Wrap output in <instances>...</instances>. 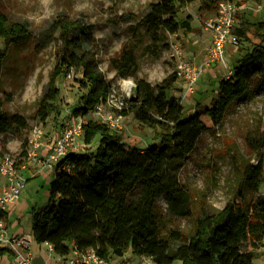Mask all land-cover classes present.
Instances as JSON below:
<instances>
[{
  "label": "trees",
  "instance_id": "1",
  "mask_svg": "<svg viewBox=\"0 0 264 264\" xmlns=\"http://www.w3.org/2000/svg\"><path fill=\"white\" fill-rule=\"evenodd\" d=\"M195 1L151 3L137 25L130 27L139 31L142 26L151 39L149 49L152 47L151 52L156 53L167 34L193 31L192 18L180 20L178 15L182 7ZM246 13L238 12L234 32L247 43V49L233 61L232 75L220 80L211 106L198 107L190 115L185 114L179 98L169 95L178 80L176 72L153 86L138 76L136 43L123 46L121 54L112 59V66L118 77L134 78L137 84L124 114H133L141 124L158 130V142L140 150L106 124L89 119L84 126V145L97 143V147L68 154L55 165L49 203L32 212L34 243L50 242L61 256L75 245L79 249L94 248L106 259L131 251L137 257L153 258L156 264H174L177 260L183 264H256L260 253L255 241L264 238V133L247 138L259 156L258 163L246 165L233 199L217 213L196 217L192 232L169 229L164 233V218L158 207L159 199L165 196L172 216L192 217L193 198L181 183L180 173L210 129L203 115L213 127H220L235 101L254 87H264V21H252ZM57 31H61L62 46L36 108L41 123H46L52 114L61 113L57 81L71 69L81 71L78 82L86 90L80 104L73 108L75 117L88 116L104 103L111 87L91 48L94 39L90 27L80 21L58 18L51 30L42 35V42H51ZM30 35L29 24L11 19L0 7V39L5 43V48H0V65L7 48L21 44ZM4 104L0 98V135L15 131L20 136L29 127L28 119L22 114L8 113ZM198 105L201 106L200 102ZM26 154L25 148L22 155ZM66 164L70 165L69 170L64 167ZM7 250L0 246V254Z\"/></svg>",
  "mask_w": 264,
  "mask_h": 264
},
{
  "label": "rangeland",
  "instance_id": "2",
  "mask_svg": "<svg viewBox=\"0 0 264 264\" xmlns=\"http://www.w3.org/2000/svg\"><path fill=\"white\" fill-rule=\"evenodd\" d=\"M157 1L159 0H0L1 9L11 19L29 24L31 32L28 40L7 48L0 65V98L5 102L4 109L11 114L24 115L29 122V127L20 136L15 131L0 135V155L11 153L20 162L24 158V145L27 146L26 141L36 126L44 129L42 141L49 146L63 122L75 117L73 108L80 104L81 97L86 92L78 82L82 77L81 71L76 70L72 77L68 76V72L57 81L61 91V113L52 114L46 123L39 122L36 117L38 102L50 82L62 46L61 31H57L47 44L41 38L51 30L58 18L80 21L90 27L94 39L91 48L99 60L101 71L111 85L117 86L121 83V78L112 66V59L118 57L123 46L128 43L137 45L138 76L146 78L153 86L177 72L184 61L203 62L212 45L211 33L205 24L215 11L209 1L197 0L182 7L178 18L183 20L190 16L193 31L167 34L166 40L158 45L157 52L152 53L153 48L148 47L151 39L145 34L144 28L141 26L139 31H134L130 26H136L140 18L148 12L150 4ZM234 1L242 4L240 15L247 12L252 21H264V1ZM259 4L262 7L256 9ZM244 5L249 9L243 7ZM238 22L239 19L236 25ZM76 34L79 35V32ZM241 43L228 45L225 56L227 67L222 63L206 67L193 93L185 96V82L180 79L176 81L169 95L180 99L186 115L194 113L198 107L203 109L211 106L212 99L217 96L220 80L226 78L228 71L232 70L234 56H239L247 49V43L243 40ZM0 48H5L1 39ZM199 102L201 106L198 105ZM203 120L209 124L210 129L203 135L180 173L181 183L193 198V215L191 218L172 216L168 211V201L162 196L158 207L164 218V233L169 229H179L188 234L193 231L196 217L207 213L214 214L223 209L233 199L242 183L246 165L258 163L259 156L250 147L247 138L260 137L264 133V87H254L244 98L235 101L220 127H213L206 115H203ZM157 131L141 124L131 114L119 134L123 140L144 150L158 142L155 138ZM96 147L97 143H94L89 147L84 146L82 151L94 150ZM34 244L35 249L40 246L39 251L44 255L47 264H66L57 254L49 258L43 243ZM127 255L128 260L134 263L135 255L132 252ZM10 258L9 251H5L0 254V264H11ZM255 263L263 264V261L259 257ZM174 264L183 263L177 260Z\"/></svg>",
  "mask_w": 264,
  "mask_h": 264
},
{
  "label": "built area",
  "instance_id": "3",
  "mask_svg": "<svg viewBox=\"0 0 264 264\" xmlns=\"http://www.w3.org/2000/svg\"><path fill=\"white\" fill-rule=\"evenodd\" d=\"M214 5V14L205 22L206 29L211 33L212 45L205 60L200 63L184 61L177 70L178 79L185 82V96L193 93L202 78L207 66L214 63H222L227 67L226 49L229 44L240 45V37L234 32L237 14L240 6L234 0H210ZM249 9L247 6H243ZM261 4L258 5L260 9ZM75 73L71 69L68 73L72 77ZM232 70H229L226 78H229ZM137 84L132 78H121L120 85H111L107 99L99 104L88 116H77L66 119L59 132L49 146L42 141L44 129L36 126L32 129L26 141L25 161H33L39 167L52 166L63 160L68 154L79 153L84 149V126L89 119H96L106 124L111 130L119 133L126 125V115L124 111L129 106V100L135 93ZM49 147V154L43 158L40 152L44 147ZM24 161V162H25ZM68 170L70 165L64 166ZM0 175L4 179V187L0 193V212L11 203L16 202L27 183V179L22 174L19 160L11 153L0 155ZM33 236H10L8 237L3 229L0 220V246L5 245L12 254L11 264H35V255L32 249ZM256 250L264 264V238L256 240ZM51 258L57 254L54 245L50 242L43 243ZM58 255V254H57ZM66 264H135L125 257H115L106 259L100 256L96 249H79L72 245L67 255H58ZM138 264H156L153 258L142 256Z\"/></svg>",
  "mask_w": 264,
  "mask_h": 264
},
{
  "label": "crops",
  "instance_id": "4",
  "mask_svg": "<svg viewBox=\"0 0 264 264\" xmlns=\"http://www.w3.org/2000/svg\"><path fill=\"white\" fill-rule=\"evenodd\" d=\"M241 1V0H239ZM245 6V5H244ZM237 22V21H236ZM237 55V54H236ZM234 56V60L238 57ZM233 60V61H234ZM128 116H126L127 122ZM27 148V146H26ZM49 154V147L42 149L40 152L41 157L45 158ZM22 174L27 179L26 186L20 196V198L5 207L0 212L3 217L0 218L3 223V229L8 237L10 236H22L32 234V212L39 208L45 207L49 203V185L55 178V164L52 166L39 167L33 161H25L21 164ZM40 179V180H38ZM4 187V179L0 175V193ZM2 247L7 248L5 245ZM40 246L35 249L34 237L32 242V249L35 255V264H47L44 255L39 251ZM8 249V248H7ZM11 254L10 250L8 249ZM127 253H131L128 251ZM127 253L122 256L128 259ZM12 254L11 258L12 259ZM120 258V257H119ZM135 264L141 262V257L135 256ZM261 258V257H260ZM121 259V258H120Z\"/></svg>",
  "mask_w": 264,
  "mask_h": 264
}]
</instances>
